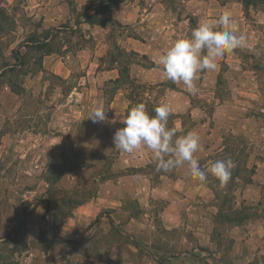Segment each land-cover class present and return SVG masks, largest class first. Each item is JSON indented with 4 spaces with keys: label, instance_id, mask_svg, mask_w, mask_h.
<instances>
[{
    "label": "rangeland",
    "instance_id": "rangeland-1",
    "mask_svg": "<svg viewBox=\"0 0 264 264\" xmlns=\"http://www.w3.org/2000/svg\"><path fill=\"white\" fill-rule=\"evenodd\" d=\"M254 1L0 0V264H264V0ZM225 13L246 46L203 71L196 95L164 79L158 56ZM123 69L127 82L110 83ZM98 101L106 120L93 123ZM140 103L150 116L169 105V128L200 136L203 169L230 158L227 185L115 149Z\"/></svg>",
    "mask_w": 264,
    "mask_h": 264
},
{
    "label": "clouds",
    "instance_id": "clouds-1",
    "mask_svg": "<svg viewBox=\"0 0 264 264\" xmlns=\"http://www.w3.org/2000/svg\"><path fill=\"white\" fill-rule=\"evenodd\" d=\"M231 23L228 14H221L216 19L203 20L189 37L173 41L156 61L162 77L182 84L191 95L198 94L196 82L200 74L205 70L215 71L226 54L246 46V37L232 31ZM217 26H222L223 30H217ZM106 112L98 101L87 119L93 123L104 122ZM154 112L155 115L150 116L143 103L131 107L123 116L124 127L114 133L115 149L127 154L146 149L158 161L157 171L167 173L187 164V174L193 181L205 183L211 175L220 186L227 185L234 162L230 158L216 160L203 169L196 157L202 148L200 136L194 131L177 136L176 130L168 126L172 112L169 105L162 103Z\"/></svg>",
    "mask_w": 264,
    "mask_h": 264
},
{
    "label": "trees",
    "instance_id": "trees-1",
    "mask_svg": "<svg viewBox=\"0 0 264 264\" xmlns=\"http://www.w3.org/2000/svg\"><path fill=\"white\" fill-rule=\"evenodd\" d=\"M242 3L244 4L245 8L251 6V4L252 5L260 4L257 1H254V3H251L250 0H245V1L242 0ZM263 3L264 2L262 1L261 4H263ZM127 78H128V75H126L125 69H123L122 71L119 72V77L115 81H110V83H113V84L121 83V85H122L123 83L127 82L126 81ZM129 84H134V82L131 81V82H129Z\"/></svg>",
    "mask_w": 264,
    "mask_h": 264
}]
</instances>
